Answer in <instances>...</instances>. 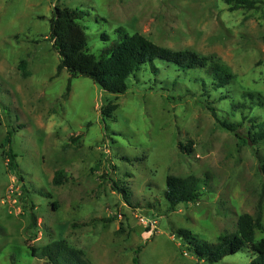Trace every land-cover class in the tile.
<instances>
[{
  "label": "rangeland",
  "instance_id": "obj_1",
  "mask_svg": "<svg viewBox=\"0 0 264 264\" xmlns=\"http://www.w3.org/2000/svg\"><path fill=\"white\" fill-rule=\"evenodd\" d=\"M255 1L250 10L225 0H0V264H45L32 249L58 240L93 264H209L180 230L218 243L237 233L240 216H258L264 141L249 137L264 126V0ZM56 7L85 12L90 53L123 28L211 58L233 82L215 92L196 82L203 72L159 61L157 76L143 66L123 95L66 70L57 75ZM170 175L207 180L203 199L171 211ZM263 236L257 230L256 240ZM255 258L245 247L217 264Z\"/></svg>",
  "mask_w": 264,
  "mask_h": 264
},
{
  "label": "trees",
  "instance_id": "obj_2",
  "mask_svg": "<svg viewBox=\"0 0 264 264\" xmlns=\"http://www.w3.org/2000/svg\"><path fill=\"white\" fill-rule=\"evenodd\" d=\"M225 1L233 9L251 10L256 7L255 0ZM84 17L85 12L78 9L56 7L54 10L50 20V41L60 57L57 75L66 70L72 78L83 76L91 79L107 93L123 95L129 89L130 78L136 77L143 66H149L150 71L157 76L159 68L156 66V61H159L172 65L177 71L183 73L203 72L205 76L195 81L201 87L209 84L215 92H221L233 82V75L229 69L211 58L201 57L189 50L174 51L158 46L141 34L126 33L123 28L117 29L116 38L103 35L104 40L109 43L108 46L104 47L99 54L90 53L86 27L81 23ZM20 66L23 71L22 75L25 78L28 77L26 62H21ZM70 90L71 80L68 83L67 92ZM248 96L253 97L250 93ZM210 109L217 117L216 109L212 107ZM219 122L224 128L237 132V126L234 124L221 120ZM257 129L258 132L249 139L264 141V126L259 125ZM6 159L10 170L17 168L14 154L6 153ZM61 179L62 174L57 173L54 184H61ZM207 183V180L196 176H168L164 196L170 210L173 211L184 204L201 201L204 197L202 188L206 187ZM263 210L264 205L256 218L249 214L240 216L237 233L221 238L218 243L200 241L189 230H180L178 236L190 245L191 251L200 261L209 264H217L225 257L242 251L245 247H249L256 255L252 264H264V236L256 240L257 230H261L264 234ZM36 222V217L32 215L31 226L35 227ZM32 255L43 260L45 264H93L83 250L74 248L63 240L54 241L40 249H32Z\"/></svg>",
  "mask_w": 264,
  "mask_h": 264
}]
</instances>
